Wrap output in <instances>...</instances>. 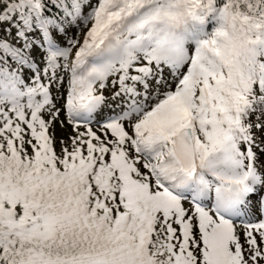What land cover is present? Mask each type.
<instances>
[{
    "label": "snow or ice",
    "instance_id": "obj_1",
    "mask_svg": "<svg viewBox=\"0 0 264 264\" xmlns=\"http://www.w3.org/2000/svg\"><path fill=\"white\" fill-rule=\"evenodd\" d=\"M0 264H264V0H0Z\"/></svg>",
    "mask_w": 264,
    "mask_h": 264
},
{
    "label": "rangeland",
    "instance_id": "obj_2",
    "mask_svg": "<svg viewBox=\"0 0 264 264\" xmlns=\"http://www.w3.org/2000/svg\"><path fill=\"white\" fill-rule=\"evenodd\" d=\"M75 30H73V32H74ZM58 135H59V132H58Z\"/></svg>",
    "mask_w": 264,
    "mask_h": 264
}]
</instances>
